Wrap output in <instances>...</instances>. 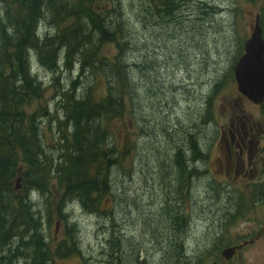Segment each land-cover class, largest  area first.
Segmentation results:
<instances>
[{
	"label": "trees",
	"instance_id": "obj_1",
	"mask_svg": "<svg viewBox=\"0 0 264 264\" xmlns=\"http://www.w3.org/2000/svg\"><path fill=\"white\" fill-rule=\"evenodd\" d=\"M192 1L0 0V264H56L58 257L80 253L74 231L56 246L47 239L42 216L34 209L43 200V211L50 219L57 215L58 220L73 223L66 211L72 203L104 218L106 227L112 224L117 197L110 176L115 167L122 178L131 172L127 161L129 124L137 126L142 95L138 91L141 80L133 74L138 65L130 60L131 53L134 55L142 46L139 24L150 31L151 27L163 28L170 23L172 29L189 14L208 20L210 13ZM233 2L238 4V17L242 9L239 0ZM210 7L217 14L223 11L219 6ZM43 23L55 30L40 35ZM111 46L116 50L112 55ZM32 59L44 70L56 73L54 95L58 92L57 131L61 138L55 158L42 140L40 119L52 112L42 113L34 103L43 98L46 87L31 70ZM67 71H75L78 76L70 77L62 87L61 78ZM231 73L234 68L228 75ZM215 84L214 92L219 82ZM212 94L207 102L214 116L216 96ZM151 95L158 93L154 90ZM224 105L222 102V109ZM119 121L123 124L118 125ZM188 142L189 155L179 147L176 157L182 151L189 162L197 156L209 157L206 151L204 157L196 135H190ZM162 169L165 185L171 186V164ZM188 174L194 177V168ZM170 191L171 187L166 189L164 199L171 200ZM32 192L37 193V200H32ZM165 213V225L170 228L171 211L166 209ZM167 240L166 249L160 247L163 256L159 264H171L168 236ZM108 244L111 256L105 264H116L117 259L123 262L124 256L118 257L122 250L119 237L113 241L109 237ZM128 255L124 261L138 264L139 251L132 260Z\"/></svg>",
	"mask_w": 264,
	"mask_h": 264
},
{
	"label": "rangeland",
	"instance_id": "obj_2",
	"mask_svg": "<svg viewBox=\"0 0 264 264\" xmlns=\"http://www.w3.org/2000/svg\"><path fill=\"white\" fill-rule=\"evenodd\" d=\"M233 1L237 0H193L200 10L210 13L205 21L200 19L201 15L189 14L184 22L176 23L172 29L170 23L163 28L151 27L146 31L139 24L142 46L134 55L130 52L131 62L136 61L138 65L133 68V74L141 80L138 91L142 92L135 122L137 126L132 128L129 124L127 161L131 172L122 178L115 167L110 176L117 200L109 227H106L104 218L85 212L79 204L72 203L66 211L73 223L58 220L57 215L50 219L43 211L44 200L40 197L43 202L34 209L42 216L43 233L52 241V246L65 240L69 231H74L78 241L80 253L58 257L56 264H105L111 256L107 252L109 237L112 241L119 237L122 248L118 257L124 256L123 262L117 259L116 264H133L124 261L125 256L130 254L132 260L138 251L140 259L159 264L162 257L160 247L162 245L166 249L168 246V233L164 229L166 209H171V230L178 214L185 217L181 224L184 227L181 239L175 243V250L171 247V264L183 262L184 255L189 257L187 264H264V233L253 243L243 245L232 258L226 259L222 255L226 247L242 244L264 227V200L262 202L256 197L258 185L264 182L263 158H260L254 180L231 179L232 176L227 177L224 172L216 175L218 173L212 167L213 159L220 155L214 134L222 121L221 103L238 96L235 73L228 75V71L235 67L234 62L244 53L257 17L264 39V0H239L242 13L238 17L235 13L238 4ZM210 6L230 10L217 14ZM39 28L40 35L55 30L47 23ZM115 52L111 46L110 55ZM141 64L145 66L140 68ZM33 68L46 87L43 98L34 103L42 113L52 112L51 116L40 119L42 140L47 142L55 158L59 148L57 141L61 138L57 131L58 92L54 95L56 73L44 70L35 59ZM77 76L75 71L64 73L62 87L71 81L70 77ZM217 82L219 88L214 92ZM154 90L158 95H151ZM212 92L213 98L216 96L212 109L214 116L208 111L207 102ZM76 97L80 98V95ZM244 104L253 122L264 124V111L250 101ZM231 105H235L233 100ZM211 117L213 120L208 122ZM205 123L209 125L205 126ZM122 124L119 121L118 125ZM191 133L194 137L196 135L200 148L209 152L208 158L195 163L200 170L194 177L173 162L179 147L189 155ZM164 152L171 155V186L165 185L163 180L162 166L166 168L168 164L160 162L170 157ZM123 179L122 184L114 186ZM182 179L185 182H181ZM170 187L171 200H166V189ZM212 188H227V193L217 196ZM31 195L33 201L37 200V193L32 192ZM113 226L116 228L112 229ZM160 234L163 235L161 239Z\"/></svg>",
	"mask_w": 264,
	"mask_h": 264
},
{
	"label": "flooded vegetation",
	"instance_id": "obj_3",
	"mask_svg": "<svg viewBox=\"0 0 264 264\" xmlns=\"http://www.w3.org/2000/svg\"><path fill=\"white\" fill-rule=\"evenodd\" d=\"M235 82L237 83L236 79ZM237 89L238 96L236 98L232 97L231 100H227L221 113L222 121L215 129V132L217 133L215 140L218 144L217 152L219 154L220 151V155L213 159L214 162L212 163V167L218 173L216 175H219V173L223 174L224 172L227 177L232 176L231 179L254 180L257 177V168L260 158H263L264 160V124L261 121L253 122L252 116L248 115L244 109V102L250 101L255 104V106L260 107L262 112L264 111V102L255 103L252 101L247 95L239 90L238 83ZM232 100L235 104L234 106L231 105ZM190 135H193V133ZM204 157H206L205 151ZM169 158H165V160L160 163L164 165L171 164V156ZM200 160L201 158L197 156L196 159L189 162L182 151L179 156L175 157L173 162L181 165L182 171L186 173H188V170L194 168V174L198 175V170L200 169L194 165V163ZM162 168L165 167L162 166ZM212 190L217 196H222L227 193V188H212ZM257 190V200L263 202L264 182L258 185ZM187 197H190L188 193ZM177 199L181 200L179 198ZM178 205L181 206V204ZM168 210L171 211V209ZM183 218L185 217L178 214L173 222V226L175 227L172 230L171 228H164L168 233L170 247L174 250L175 243L181 239L180 233L184 231V227L181 225ZM263 233L264 227H261L255 236H251L248 240H244L242 244H235L231 246L236 248L233 256L238 250H241L243 245L253 243ZM162 236L163 235L160 234V239ZM160 255L163 256V253H160ZM187 258H189L187 255L183 256L184 261H186ZM195 260L196 257L194 258V261ZM143 261H146L144 264H151L146 258L140 259L139 255V262L137 263L143 264Z\"/></svg>",
	"mask_w": 264,
	"mask_h": 264
},
{
	"label": "water",
	"instance_id": "obj_4",
	"mask_svg": "<svg viewBox=\"0 0 264 264\" xmlns=\"http://www.w3.org/2000/svg\"><path fill=\"white\" fill-rule=\"evenodd\" d=\"M258 20L257 17V23L245 43L244 53L234 70L239 90L255 103L264 100V39ZM235 250V247H227L223 250V256L230 258Z\"/></svg>",
	"mask_w": 264,
	"mask_h": 264
},
{
	"label": "bare ground",
	"instance_id": "obj_5",
	"mask_svg": "<svg viewBox=\"0 0 264 264\" xmlns=\"http://www.w3.org/2000/svg\"><path fill=\"white\" fill-rule=\"evenodd\" d=\"M220 10H221V9H220ZM222 12H223V11H222ZM222 12H221V13H222ZM33 69H34V68H33V59H32V60H31V70L33 71ZM251 100H252V99H251ZM263 102H264V100H263ZM169 125H170V124H169ZM181 130H182V129H181ZM169 159H170V158H169ZM166 165H167V164H166ZM195 173H196V172H195ZM191 180H192V179H191ZM114 226H115V225H114Z\"/></svg>",
	"mask_w": 264,
	"mask_h": 264
}]
</instances>
